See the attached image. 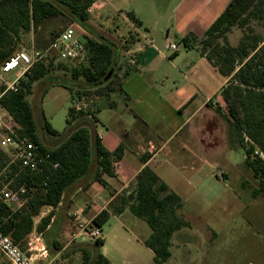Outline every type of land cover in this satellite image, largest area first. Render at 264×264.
<instances>
[{"label":"trees","instance_id":"trees-1","mask_svg":"<svg viewBox=\"0 0 264 264\" xmlns=\"http://www.w3.org/2000/svg\"><path fill=\"white\" fill-rule=\"evenodd\" d=\"M94 1L0 0V66L15 52L22 33H37L51 19L69 14L71 20L94 35L85 38L90 54L88 66L70 68L72 78L83 79L90 84L95 95H105L111 90L110 83L115 75L117 47L88 27V8ZM128 16L136 24H141L131 13ZM254 16L264 18V0H231L203 37L188 35L180 41L187 48L193 47V43L198 45L200 54L227 78V85L222 88L221 95L227 108V120L236 136L233 139L230 134V142L244 150L246 164L258 180V186L252 189V196L264 198V158L256 154L257 150L264 154V38L249 28L238 45H231L227 39L234 27L247 26ZM49 34L53 38L58 33ZM136 40L137 35L130 32L124 41L125 48H122L130 50ZM64 63L55 58L40 63L20 80L16 91L9 90L0 98L1 105L19 125L18 134L50 152L54 161L59 163L58 168L47 164L39 171H31L20 163H11L9 153L0 148V192L4 185L12 190L21 187L26 189V203L21 208L8 205L0 196V229L21 248L28 242L30 235L37 232L53 255L62 250L59 241L54 238L61 229V220L57 215L66 199H71L72 188L74 192L84 191L95 182L107 186L104 176L114 175L113 162L120 160L124 151L123 146L113 152L108 151L99 137L93 135L97 122L95 111H77L74 106L69 108L66 119L72 131L63 140L49 146L40 137L35 111L28 96L35 83L47 77L55 66L54 69H69ZM111 70V78L104 82ZM67 88L73 100L90 94L88 91H77L75 87ZM5 89L6 85L2 87L1 93ZM44 130L52 137L61 135L46 120ZM142 159L147 161L148 157ZM67 204L65 212L73 205V201ZM45 208L50 211L42 215ZM182 208V198L153 169L146 166L138 174L133 190L129 194L116 196L108 209L94 217L92 225L102 229L112 214L121 215L129 210L134 216L145 220L151 228L144 244L154 253V263L161 264L168 262L172 256L170 245L174 234L189 226L180 214ZM102 245L104 239H96L93 252H83L82 264H113L100 251Z\"/></svg>","mask_w":264,"mask_h":264},{"label":"crops","instance_id":"crops-1","mask_svg":"<svg viewBox=\"0 0 264 264\" xmlns=\"http://www.w3.org/2000/svg\"><path fill=\"white\" fill-rule=\"evenodd\" d=\"M112 1L102 0V9L111 17L113 15L107 12V7ZM230 2L153 0L148 11L142 12L140 5L135 8L128 5V9H133L130 12L118 10L124 19L116 34L121 39L131 32L137 35V40L130 50L121 52L125 58L124 61L118 59L111 90L95 100L97 122L94 136L99 137L108 151L113 152L120 146L124 151L117 161L114 175L104 176L107 186L95 182L84 191H76L78 197L73 201L74 210L71 211L77 219L84 213L82 220L91 223L97 214L109 208L116 196L129 194L138 174L146 166L181 197V190L177 188L179 183L190 182L185 177L187 173H180L183 178L175 173L184 169L192 173L195 171V156L200 160L206 158L197 150L202 144L195 148L198 136L195 120L201 119L198 125L205 126V132L221 129L220 117L215 115L212 101L224 106L221 91L227 85V78L200 54L198 45L193 43L191 48L183 47L180 39L188 35L203 37ZM127 13L141 24H136ZM48 29L46 24L37 33H22L17 46L21 45L22 50L27 51L32 47L44 48L51 40ZM161 37L163 42H157ZM170 43L176 45V51L169 48ZM130 54L136 56L135 64L128 63ZM222 117L227 119L225 113ZM188 126L190 128L184 131ZM221 130L224 135V128ZM237 148L238 145L231 142L226 147L227 152ZM143 157L148 160L144 161ZM223 158L232 165L229 153ZM221 172L228 177L226 171ZM101 187L108 190V195L101 192ZM89 190H93L92 195L87 192ZM123 214L112 216L121 217Z\"/></svg>","mask_w":264,"mask_h":264},{"label":"rangeland","instance_id":"rangeland-1","mask_svg":"<svg viewBox=\"0 0 264 264\" xmlns=\"http://www.w3.org/2000/svg\"><path fill=\"white\" fill-rule=\"evenodd\" d=\"M152 1L113 0L107 7V12L112 13V17L107 15L103 9L88 12L87 25L93 30L92 32L114 43L117 47L118 59L124 61L125 56L121 55V52L125 51L124 41L129 33L121 39L116 34L117 28L123 25L121 21L124 17L118 10L130 12L133 9H128V5L132 8L140 5L142 12L148 11ZM124 15L127 16L128 13ZM70 24L80 26L70 19L69 14L65 17L51 19L47 23L48 32H61ZM81 28L83 29L78 27V30L82 35L89 33V37L94 36L84 27ZM249 28H253L264 38V18L254 16L250 18L247 26L234 27L233 32L227 35L228 42L238 45L239 40ZM161 40L162 37L157 38V42ZM16 50H22L21 45L16 46ZM64 64L69 69H54L55 66L47 77L35 83L32 93L28 96L35 111L39 135L49 146L56 145L63 140L71 128L67 125L66 119L69 108L74 106L77 98L72 99L71 91L67 86L75 87L77 91H88L90 94L86 96L93 103L97 96L93 89H87L90 88V84L84 82L83 79L72 78L70 69L73 67L72 64L68 62ZM17 76L18 72L11 73L7 75V80L13 81ZM3 86L4 83L0 80V93ZM212 103L215 115L220 117L219 128H224V135L221 129L214 132L203 131L205 126L201 128L198 125L202 122L201 119L195 120V128L197 126L198 129L195 148L198 147L196 145L202 144V148L197 150L207 159L200 160L195 156V171L191 173L184 169L175 173L177 177L181 175L180 173H187L185 177L190 182L188 184L187 181H182L177 187L181 190L183 199L180 214L188 221L189 226L182 228L172 237L170 245L172 256L168 262L161 264H264V198L252 196V189L258 186V180L253 177L252 171L246 164L243 149L238 146L237 150L227 152L226 147L230 144L229 134H232L233 139H236V136L228 120L222 117L223 113L227 114L226 104L221 106L215 100ZM45 120L61 133L59 137H52L45 132ZM189 128L190 126L184 131ZM230 130L231 133H229ZM226 152L231 155L232 165L223 158L227 155ZM221 171H226L228 177H224ZM181 178H183L182 175ZM171 183L174 184L173 181ZM72 189L70 192L72 200L67 198L63 209L58 211L57 215L61 220V229L54 238L59 241L62 250L57 254H51L43 237L42 245L47 251L46 257L41 255V242L30 244L29 237L28 242L23 246V249L35 255L41 264H82L83 252L85 250L93 252L92 247L97 238L86 235L84 231L77 236L83 227H86L87 231L94 228L92 222L82 220L84 213L80 215V219H77L76 214L72 212L73 206L66 212L64 211L68 201H74L78 197V194L74 192L75 189ZM87 192L93 194V190ZM101 192L104 195L109 193L103 187H101ZM49 211V208H45L42 215ZM101 231L104 245L100 246V251L104 252L113 264H156L154 253L143 243L144 239L150 235L151 228L145 220L134 216L129 210H126L121 217L111 216Z\"/></svg>","mask_w":264,"mask_h":264},{"label":"built area","instance_id":"built-area-1","mask_svg":"<svg viewBox=\"0 0 264 264\" xmlns=\"http://www.w3.org/2000/svg\"><path fill=\"white\" fill-rule=\"evenodd\" d=\"M103 8L102 0H95L88 8V12L92 13ZM81 26V25H80ZM79 25L70 24L57 35L51 38L50 43L45 48L32 47L29 51L17 50L0 66V80L6 85V89L0 94V98L9 90L16 91L20 80L26 74H30L40 63H45L50 58L56 61L75 63L71 66H88L90 61L89 50L85 45V38L89 37L88 33H82L78 30ZM169 48L173 51L177 50L174 43L169 44ZM128 54V53H127ZM128 63L135 64L136 56L130 54L127 58ZM18 72V76L13 80H7V75ZM97 98V96L95 97ZM74 104L77 111H95L93 101L89 100L86 95L79 97ZM19 125L15 122L12 114L5 109L0 103V148L6 150L10 157L11 163H20L23 168L31 171H39L43 166L49 164L53 168H58L59 163L54 161L52 154L42 149V147L28 138L21 137L17 129ZM264 158V154L256 151ZM117 168V161L113 162V172ZM25 187L18 190H12L8 185H4L0 196L8 205L15 208H21L25 205L26 199ZM83 231L86 235L94 238H102V231L99 227L86 230V227L80 230L77 236ZM75 236V234H74ZM31 243L41 242V255L46 257V249L42 245V236L37 232L30 235ZM0 264H41L35 255L29 254L19 245L15 244L10 236L4 234L0 229Z\"/></svg>","mask_w":264,"mask_h":264},{"label":"water","instance_id":"water-1","mask_svg":"<svg viewBox=\"0 0 264 264\" xmlns=\"http://www.w3.org/2000/svg\"><path fill=\"white\" fill-rule=\"evenodd\" d=\"M112 73H113V70H111V71L108 73V75L106 76L104 82H107V81L111 78ZM71 131H72V129L70 130V132H71ZM94 132H95V127L93 128V135H94Z\"/></svg>","mask_w":264,"mask_h":264}]
</instances>
